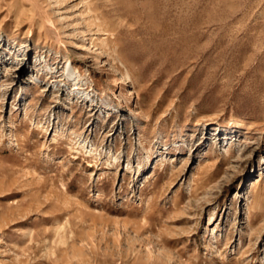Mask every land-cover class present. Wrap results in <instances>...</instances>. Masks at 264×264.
<instances>
[{"label": "rangeland", "instance_id": "rangeland-1", "mask_svg": "<svg viewBox=\"0 0 264 264\" xmlns=\"http://www.w3.org/2000/svg\"><path fill=\"white\" fill-rule=\"evenodd\" d=\"M0 264H264V0H0Z\"/></svg>", "mask_w": 264, "mask_h": 264}, {"label": "bare ground", "instance_id": "bare-ground-1", "mask_svg": "<svg viewBox=\"0 0 264 264\" xmlns=\"http://www.w3.org/2000/svg\"><path fill=\"white\" fill-rule=\"evenodd\" d=\"M63 76H64V74H63Z\"/></svg>", "mask_w": 264, "mask_h": 264}]
</instances>
